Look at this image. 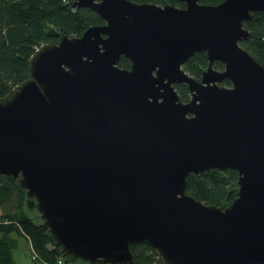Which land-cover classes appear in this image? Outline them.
Returning a JSON list of instances; mask_svg holds the SVG:
<instances>
[{
  "label": "water",
  "instance_id": "water-1",
  "mask_svg": "<svg viewBox=\"0 0 264 264\" xmlns=\"http://www.w3.org/2000/svg\"><path fill=\"white\" fill-rule=\"evenodd\" d=\"M179 1L73 0L104 23L50 32L0 98V174L65 262L135 264L147 244L162 264H264V65L240 45L264 0ZM196 52L199 80L183 69ZM208 169L237 172L224 208L186 192Z\"/></svg>",
  "mask_w": 264,
  "mask_h": 264
},
{
  "label": "trees",
  "instance_id": "trees-1",
  "mask_svg": "<svg viewBox=\"0 0 264 264\" xmlns=\"http://www.w3.org/2000/svg\"><path fill=\"white\" fill-rule=\"evenodd\" d=\"M157 5L173 4L184 7L179 0H132ZM223 0H200L203 4H217ZM73 0H0V98L8 95L17 85L29 77V57L46 43H57L52 31L69 36H80L87 27L103 24L100 16L89 8H75ZM250 38L240 45L258 62L264 65V11L251 13L243 22ZM130 60L121 56L118 65L130 68ZM205 52H196L184 64L183 69L196 79L207 67ZM213 67L223 69L222 63ZM221 85H230L225 79ZM182 101L190 98L185 84H175ZM237 172L232 169H208L186 176V192L206 204L224 208L237 195ZM25 190L18 187L16 179L0 174V264H14L11 256L10 232L17 231L30 243L37 264H81L65 262L54 246L47 229L36 212L27 209ZM135 264H162L158 255L147 244H131ZM59 260L61 262H59Z\"/></svg>",
  "mask_w": 264,
  "mask_h": 264
},
{
  "label": "rangeland",
  "instance_id": "rangeland-1",
  "mask_svg": "<svg viewBox=\"0 0 264 264\" xmlns=\"http://www.w3.org/2000/svg\"><path fill=\"white\" fill-rule=\"evenodd\" d=\"M9 237L12 242L11 256L14 264H37L31 258V246L24 235L12 231Z\"/></svg>",
  "mask_w": 264,
  "mask_h": 264
},
{
  "label": "built area",
  "instance_id": "built-area-1",
  "mask_svg": "<svg viewBox=\"0 0 264 264\" xmlns=\"http://www.w3.org/2000/svg\"><path fill=\"white\" fill-rule=\"evenodd\" d=\"M31 258H32V260H34L36 258V255L32 252H31ZM59 262H61V261L59 260Z\"/></svg>",
  "mask_w": 264,
  "mask_h": 264
},
{
  "label": "flooded vegetation",
  "instance_id": "flooded-vegetation-1",
  "mask_svg": "<svg viewBox=\"0 0 264 264\" xmlns=\"http://www.w3.org/2000/svg\"><path fill=\"white\" fill-rule=\"evenodd\" d=\"M155 4V3H154ZM185 6V5H184ZM103 23H104V21H103Z\"/></svg>",
  "mask_w": 264,
  "mask_h": 264
}]
</instances>
